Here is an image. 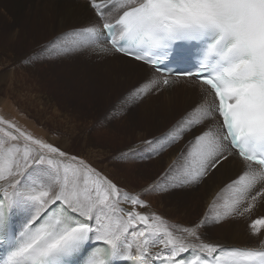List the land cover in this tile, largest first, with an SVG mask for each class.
I'll list each match as a JSON object with an SVG mask.
<instances>
[{
	"label": "snow or ice",
	"instance_id": "6c2138e0",
	"mask_svg": "<svg viewBox=\"0 0 264 264\" xmlns=\"http://www.w3.org/2000/svg\"><path fill=\"white\" fill-rule=\"evenodd\" d=\"M89 2L99 23L73 30L54 51H115L158 73L167 72L160 64L170 54L186 63L194 56L195 70L176 75L195 78L201 95L168 135L175 143L201 131L186 141L182 180L173 186L199 182L238 156L241 170L214 206L222 201L224 217L264 206V0ZM178 42H194L195 53ZM169 75L146 79L129 95L159 90ZM147 207L139 193L79 157L0 119V264H147L148 257L160 264H264V238L255 247L211 242L199 231L207 218L170 225L140 211ZM249 227L259 236L264 216Z\"/></svg>",
	"mask_w": 264,
	"mask_h": 264
},
{
	"label": "rangeland",
	"instance_id": "374dc122",
	"mask_svg": "<svg viewBox=\"0 0 264 264\" xmlns=\"http://www.w3.org/2000/svg\"><path fill=\"white\" fill-rule=\"evenodd\" d=\"M18 9H20L19 12ZM40 12L27 5L19 4L17 0L4 2L0 0V95L2 94L0 96V119L12 122L33 138L59 147L69 156L79 157L114 183H116L115 177L107 172L110 165L131 163L130 160L110 157L116 149L131 146L138 143L140 138H144L140 143L142 147L133 154V158H136L137 153H146V151L155 149L157 144L167 142L168 144L158 148L160 153L156 154L152 150L149 157L140 158L141 161L149 159L154 163L149 166L143 162L140 166V169L147 172L148 177L140 179L134 174L125 177L119 173L120 176H115L119 179L132 180L130 182L135 186L151 182L152 187L136 191L143 195L141 199H144L148 205L146 209H140V211L150 215L154 213L170 225L184 227L200 224L207 218L204 229L217 236L216 240L221 244L231 240L230 244L237 246L233 241V235L236 236L239 231V222L228 225V217L223 216V210L215 208L219 209L222 203V201H216L217 206H214V198L221 188L215 191L213 189L214 192L208 189L212 185L211 175L214 171L209 172L199 182L185 183L183 187L173 186L180 184L175 179L182 177V170L178 169V173H175L172 167L178 161L183 162L181 153L186 149V141L201 131V128H195L192 132L185 133L175 143L171 142V136L168 135L170 130L189 111V108L182 107L180 104L168 105L165 101L168 93H161L157 90L148 91L142 96L129 95L138 83L127 85L116 81H105L101 77L102 70L95 67L92 59L85 57L87 49L67 53L55 52L54 49L67 36L60 34L51 39L54 33L49 34L50 25ZM71 30L73 31V28ZM80 56L82 60L84 59L83 61L79 58ZM85 61H88L87 64ZM8 78L10 81L16 80L17 86L24 89L20 91L21 101L17 102L12 95H5ZM39 111H44V114ZM144 121L147 122L146 126ZM63 138L67 139L65 148L61 143ZM21 143H23L22 140ZM108 150L113 151L107 154ZM174 150L179 155L178 158L175 159V153L169 167L164 163L158 167L159 159L156 161L155 157L167 155V152ZM140 191L144 192L141 194ZM217 213H220L218 222ZM260 216H264V210L253 211L248 215L249 224ZM216 230L226 234L218 236ZM247 239L242 246L254 243L249 242L254 240V236L249 235V240Z\"/></svg>",
	"mask_w": 264,
	"mask_h": 264
},
{
	"label": "bare ground",
	"instance_id": "6f19581e",
	"mask_svg": "<svg viewBox=\"0 0 264 264\" xmlns=\"http://www.w3.org/2000/svg\"><path fill=\"white\" fill-rule=\"evenodd\" d=\"M1 1L4 2L6 0H1ZM17 2H19V4L27 5L29 8H33V9H36L38 11H41L40 13L43 14V17H44L45 21L47 22V24L50 25V27H49L50 28L49 29L50 30V33L49 34L52 35V32L54 33L53 34L54 36H52L51 39H54L56 36H58L60 34H65L67 37H69V36H71V33H72L71 32L72 31L71 29L72 28H73V30H79V29H82L83 26H86V25H88L90 23H99L98 18L95 16L94 10L90 6L89 0H17ZM13 10H14V8H13ZM19 10L20 9H18L17 11L19 12ZM20 15L22 16L21 13H20ZM16 16L19 17V15H16ZM18 35H20V33ZM14 38H15V36H14ZM83 54H85V53H83ZM85 57L92 59L94 61V63H95V67L97 69L102 70L103 73H102L101 77L105 81H107V82L116 81L117 83L120 82L121 84L131 85V84H136V83L139 84L140 82H142V81H144L146 79H160L161 78L159 76V74H157L156 72H154L150 67H147V66L142 65V64H140L138 62H135V61H133V60H131L129 58H126V57H124V56H122V55H120V54H118V53H116L114 51L109 52L107 54H98V53H95V52L91 51L90 49H87L86 54H85ZM79 58H81V56ZM77 59H78V57H77ZM81 60H82V58H81ZM87 62L85 61L86 64H87ZM10 73H12V72H10ZM10 75H12V74H10ZM169 79H170V84L167 85V86H165V87H163L160 84L159 85V90H157V91H159L161 93L162 92L163 93H168L167 100H165L168 105L169 104H176V105L177 104H180L182 107H188L189 109H191L192 106L200 98L202 85L199 84L198 82H196L193 78H188V79H186V78H178V79L169 78ZM18 83H20V82H18ZM14 86H16L17 88H15ZM111 87H112V85H111ZM5 88H6V86H5ZM21 90H24V89H22L21 87H18L17 86L16 80L10 81V78H8V85H7V89H6L5 95H12L13 97H15V99L18 102V101H21V92H20ZM3 95H4V93H3ZM34 95H36V94H34ZM22 99H24V98L22 97ZM208 100L210 101L211 100V97H209ZM27 102H29V101H27ZM43 108H45V107H43ZM34 109H35V107H34ZM39 112L40 113L42 112L44 114V111H39ZM40 113H38V114H40ZM32 115H33V113H32ZM39 117H40V115H39ZM148 119H149V116H148ZM40 120H42V119H40ZM150 120H151V118H150ZM157 121H159V120H157ZM163 123L164 122H162V124ZM146 124H147V122H145V126H146ZM143 140H144V138L143 139L140 138L138 140V143H136V144H133L131 146L128 145V146H126L124 148H118V149H116L115 150V153H113L110 157H113V158H116V159L130 160L131 163L129 165H127L126 163H123V164L117 163L116 165L113 164V165H110V169L107 170V172L110 174V176H112V177L114 176L115 177L114 180L116 181V183L118 184L119 187H121L124 190H127L129 192H132V193H134V192L136 193V191L137 190L139 191V189L143 190V188L146 189V187H152L151 182H145L142 186L141 185L140 186H137V185L135 186L134 183L130 182L132 180H127V178L125 179L123 177H122L123 179H119L115 175H117V176H120L121 175V176L127 177L128 175L134 174L137 178H140V179H144L145 177H148L147 172L145 170H143V169H140V166H141V164L143 162H145L149 166L151 164L153 165L154 163L151 160H149V159L146 160V161H141L140 158H142L143 156L144 157H149V155H150V153H151L152 150H153L154 153L157 154V152L159 151L158 148H160L164 144L165 145L168 144L167 142H165V143H159V144H157V146L155 147V149L146 151V153H137L136 158H133V154L136 153V151L139 148L142 147V146H140V143ZM62 141H63V142H61L62 143V146L65 148L66 147V141H67V139L66 138L65 139L63 138ZM111 151H113V150H108L107 154H109ZM174 151L167 152V155L163 154V155H161L159 157H155L154 160L157 161L159 159L157 161L158 167H160L162 165V163H164V165L166 164L165 166L169 167L171 165V159L173 158V156L175 155V153H176L175 159H177L178 156H179L177 154V152L176 151L174 152ZM158 153H160V152H158ZM137 158H139V159H137ZM150 158H152V157H150ZM124 164H126V165H124ZM183 164H184V160H183V162L182 161H178L172 167L173 168V171H175V173H176L178 169L180 171L183 170ZM241 166H242V162L239 159V157H236L235 159H233V158L230 157L228 161H225L224 162L223 167L219 168V170H215L213 172V174L211 175V177L213 178V182H212V185L210 186V188L208 187L209 191H213V189H214V191L216 189L218 190L219 188H222L225 185V183H227L230 179H234L236 177V175L240 172ZM138 169H139V171H138ZM172 179H173V177H172ZM175 180H177L178 183L179 182L181 183L182 177L180 176V177H178ZM146 183L151 184V186L149 184H146ZM153 185H154V182H153ZM205 186H206V184H205ZM204 189L205 190H208L206 187H204ZM148 192H149V190H148ZM140 193H141V191H140ZM148 194L150 195L151 193H148ZM142 196L143 195H141V197ZM122 206H124V207H130V205H122ZM215 206H217V205H215ZM215 208H217V210H220L221 207H219V209H218V207H215ZM192 209H194V208H192ZM260 210H264V206H257V208H255L253 211L260 212ZM193 212H195V211H193ZM210 213H211V211H210ZM211 220H212V217H211ZM236 221L239 222V227H238L239 228V231H237L236 236L233 235V237H234L233 238V241H235V244H237V246H242L244 244V241H246V239H247V235H248V239L247 240H249V235H250V237L252 235V236H254V240L252 241L250 239L251 241H249V242H254V243L252 245H245V246H253V247L259 246L260 239L261 238H264V230H262L261 231V234L258 237L256 236V238H255V235L252 234V232L250 230V227H249L250 224H249V217L248 216H246V217H233V216H229L228 217V220H227V223H228V225H231V224H234ZM186 227H188V226H186ZM199 231H200V233L207 240H209L211 242H215V243L221 244L220 242H218L216 240L217 236L210 234L203 227L200 228ZM216 233H217L218 236L223 235V233L226 234L225 232H220V230L219 231L216 230ZM227 234H229V233H227ZM231 238H232V236H231ZM256 239H258V240H256ZM222 243H223V245H233V244H230L231 243V240H227V242H222ZM152 251L154 253L156 251V249L153 248ZM155 263H159V261L158 260H155L154 257H148L147 264H155Z\"/></svg>",
	"mask_w": 264,
	"mask_h": 264
}]
</instances>
